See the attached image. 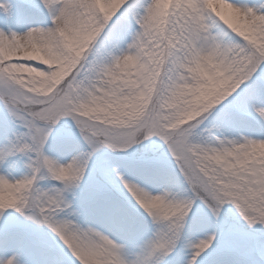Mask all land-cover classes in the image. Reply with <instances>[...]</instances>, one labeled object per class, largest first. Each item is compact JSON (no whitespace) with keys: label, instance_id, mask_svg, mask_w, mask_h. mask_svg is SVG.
<instances>
[{"label":"snow or ice","instance_id":"obj_1","mask_svg":"<svg viewBox=\"0 0 264 264\" xmlns=\"http://www.w3.org/2000/svg\"><path fill=\"white\" fill-rule=\"evenodd\" d=\"M40 3L0 31V264L264 257V4Z\"/></svg>","mask_w":264,"mask_h":264},{"label":"rangeland","instance_id":"obj_2","mask_svg":"<svg viewBox=\"0 0 264 264\" xmlns=\"http://www.w3.org/2000/svg\"><path fill=\"white\" fill-rule=\"evenodd\" d=\"M28 2L29 6H17L15 3H13V0H0V4L7 5L10 8V14L8 15L4 14L3 11H0V31L10 34L11 32L17 33L18 30H22L19 32L22 34L23 30L27 31L25 28V23L27 21H33L35 24L37 21H39L41 24L36 27L47 28L52 26L50 19V22L45 21L48 17V13L41 5L40 0H28ZM237 2L246 3L248 5L264 4V0H237ZM15 159L19 160L20 158L17 157ZM12 162L13 161L10 160L9 163L0 165V174L9 176V178H19L27 172L23 161L17 164L15 168H10L9 165ZM234 209L235 208L232 205L225 206V212H229V210L232 212ZM25 230L27 231L29 229L25 227ZM36 259L38 258L29 257L30 264H32V262H34ZM237 259L240 260L242 264H264V257H262L259 249H256L250 253L241 254L239 257H237ZM65 264H71V261L66 259Z\"/></svg>","mask_w":264,"mask_h":264},{"label":"bare ground","instance_id":"obj_3","mask_svg":"<svg viewBox=\"0 0 264 264\" xmlns=\"http://www.w3.org/2000/svg\"><path fill=\"white\" fill-rule=\"evenodd\" d=\"M47 20H49L50 18H49V16L46 18ZM51 20V19H50ZM34 24V25H33ZM41 23L39 22V21H37L36 22V24H35V22H33V21H27L26 23H25V28L28 30V28L31 26V27H33V26H38V25H40ZM20 31H22V30H18V34H20L19 32ZM25 31L23 30V32L22 33H24Z\"/></svg>","mask_w":264,"mask_h":264}]
</instances>
